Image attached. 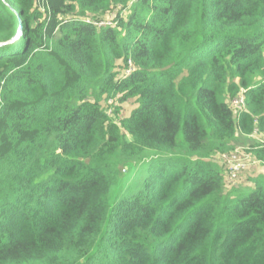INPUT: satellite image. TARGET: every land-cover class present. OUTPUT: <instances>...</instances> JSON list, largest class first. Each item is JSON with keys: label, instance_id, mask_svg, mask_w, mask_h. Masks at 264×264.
<instances>
[{"label": "trees", "instance_id": "16d2710c", "mask_svg": "<svg viewBox=\"0 0 264 264\" xmlns=\"http://www.w3.org/2000/svg\"><path fill=\"white\" fill-rule=\"evenodd\" d=\"M0 44V264H264L220 162L264 135V0H0Z\"/></svg>", "mask_w": 264, "mask_h": 264}, {"label": "rangeland", "instance_id": "374dc122", "mask_svg": "<svg viewBox=\"0 0 264 264\" xmlns=\"http://www.w3.org/2000/svg\"><path fill=\"white\" fill-rule=\"evenodd\" d=\"M20 37L21 35H19L18 38ZM137 106L138 104L134 99L129 100L127 104H122V112L126 116H129ZM242 137L239 138V140H236V142L238 143L235 144L234 151L229 155H224L220 159V162L228 168V176L226 177L227 180H229L230 167H234V170L239 173V176L235 180H233L237 182V187H247L250 185L249 183L251 178H255L257 175L262 174L264 176V165H262V163H260L259 161H256L252 157L251 153L248 152L252 145L256 143H264V135L260 133H254L251 134L249 138H245L244 136ZM243 141L244 144L241 143ZM226 185L227 186L225 188V191L228 193L232 190V186L234 184H229V182L227 181Z\"/></svg>", "mask_w": 264, "mask_h": 264}, {"label": "built area", "instance_id": "2783aa9c", "mask_svg": "<svg viewBox=\"0 0 264 264\" xmlns=\"http://www.w3.org/2000/svg\"><path fill=\"white\" fill-rule=\"evenodd\" d=\"M244 105V95L243 93L239 94L233 102H232V107L233 108H242ZM239 176V173L234 170V167H230V172H229V180L233 182L237 177Z\"/></svg>", "mask_w": 264, "mask_h": 264}, {"label": "water", "instance_id": "95a60500", "mask_svg": "<svg viewBox=\"0 0 264 264\" xmlns=\"http://www.w3.org/2000/svg\"><path fill=\"white\" fill-rule=\"evenodd\" d=\"M0 45H2V44H0Z\"/></svg>", "mask_w": 264, "mask_h": 264}]
</instances>
